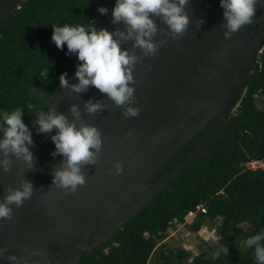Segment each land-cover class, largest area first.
<instances>
[{
  "label": "water",
  "instance_id": "95a60500",
  "mask_svg": "<svg viewBox=\"0 0 264 264\" xmlns=\"http://www.w3.org/2000/svg\"><path fill=\"white\" fill-rule=\"evenodd\" d=\"M24 1L0 0V29ZM184 9L189 23L178 35L162 17L149 14L157 28L152 55L135 47L132 38L113 36L121 50L137 57L128 66L133 77L129 86L134 89L131 105L117 106L91 85L73 91L70 85L78 83L74 74L79 62L65 78L68 86L60 83L29 121L33 167L9 153V171L0 169V203L24 181L32 183L30 198L19 207L10 205V218H0V264H81L92 247L123 229L188 168L207 157L224 130L234 138L230 157L240 161L235 156L239 134L231 118L264 51V0L255 5L252 23L227 37L220 0H189ZM112 21L110 14L104 29L126 34L123 21ZM89 100L99 102L101 110L88 113ZM72 105L77 106L79 119L70 111ZM128 106L138 108L139 114L125 117ZM49 109L77 128L95 126L101 133L95 162L80 164L85 182L75 190L53 183L66 158L52 155L55 127L38 131V116ZM263 145L264 139L243 162L258 159ZM117 162L122 167L119 174ZM12 256L16 259L10 260Z\"/></svg>",
  "mask_w": 264,
  "mask_h": 264
},
{
  "label": "trees",
  "instance_id": "16d2710c",
  "mask_svg": "<svg viewBox=\"0 0 264 264\" xmlns=\"http://www.w3.org/2000/svg\"><path fill=\"white\" fill-rule=\"evenodd\" d=\"M115 3L25 0L0 29V111L21 107L27 125L54 94L61 75L67 77L80 62L74 53L66 55V44L63 49L56 47L51 40L53 25H91L99 30ZM99 7L107 8V15L99 13ZM44 67L48 68L46 78L40 75ZM28 103L34 107L29 108ZM231 121L239 134L235 156L240 161L229 154L233 136L222 131L207 157L188 168L123 229L92 247L81 264H258L255 246L246 248L244 242L264 230V167H247L242 159L253 156L264 139V51ZM258 159H264V145ZM198 205L205 211L197 210ZM190 211L196 215L186 224ZM208 223L215 226L219 240H202L190 261L186 249L166 240L179 224L198 233ZM244 224L245 229L241 227ZM259 244L264 247V239ZM224 247L227 253L221 251L212 259V254Z\"/></svg>",
  "mask_w": 264,
  "mask_h": 264
},
{
  "label": "clouds",
  "instance_id": "9594fccd",
  "mask_svg": "<svg viewBox=\"0 0 264 264\" xmlns=\"http://www.w3.org/2000/svg\"><path fill=\"white\" fill-rule=\"evenodd\" d=\"M188 2L189 0H116L111 12L112 22L115 24L123 21L127 27L126 34L119 30L110 33L104 27L97 30L91 25L88 27L70 23L53 25L51 40L56 47L63 49L66 44V55L74 53L77 60L81 62L76 66L74 74L78 83L70 85L72 90L79 93L91 85L100 92L106 93L117 106L125 103L131 105L134 89L129 86L133 77L128 66L134 64L137 57L129 55L126 50H121L119 41L114 40L113 36H119L122 40L132 38L135 41V47H140L146 56L152 55L157 47L152 42L157 28L149 14L162 17L170 31L178 35L185 31L189 23V17L184 9ZM257 2L258 0H220V5L224 10L225 27L228 29L225 32L226 37L238 31L242 26L252 23ZM97 11L102 15L108 13L105 7H99ZM47 74V67L40 70L41 77L46 78ZM66 75L65 73L60 77V82L64 86H68ZM28 107L33 108L34 105L28 103ZM85 108L88 113L92 114L100 111L102 105L89 100L85 103ZM70 111L79 119L77 106L72 105ZM22 112L21 107H15L11 112L0 111V132H2L0 154L4 156L0 159V169L5 172L10 169L9 153L22 159L29 169L33 167V154L29 148L33 141L31 132L22 120ZM123 114L125 117H136L139 109L128 106ZM36 122L39 125V132H49L53 127L57 129L56 134L51 137L55 146L52 155L61 154L66 158L63 161V168L55 171L53 183L70 187L71 190H75L77 185H83L85 178L81 173L80 164L95 162L102 144L100 131L95 126L85 124L77 128L75 122H69L63 114H57L55 109L40 113ZM90 149L95 151H90ZM256 161H264V159L244 163L253 169L264 167V165L253 167L252 163ZM114 167L117 174L122 172L119 162ZM31 194L32 183L30 181H24L21 189L9 191L4 202L0 203V218H10V205L21 206ZM196 209L205 211L202 205H198ZM196 211H190L187 216L196 215ZM187 223L189 222L186 217ZM262 239H264V230L250 236L244 242L246 248L255 246L254 259L258 264H264V247L259 244ZM221 251L227 253V248H220L214 252L212 259L218 258ZM9 259L15 260L16 257L12 256Z\"/></svg>",
  "mask_w": 264,
  "mask_h": 264
},
{
  "label": "rangeland",
  "instance_id": "374dc122",
  "mask_svg": "<svg viewBox=\"0 0 264 264\" xmlns=\"http://www.w3.org/2000/svg\"><path fill=\"white\" fill-rule=\"evenodd\" d=\"M194 218L195 215L187 216V221L190 223ZM246 226L247 224H244L241 227L245 229ZM166 240L173 246L186 249L188 251L187 260L190 261L199 252V246L202 240L216 243L219 240V236L215 232V226L209 223L204 225L198 233L190 231L186 225L179 224L175 229L172 228L170 230Z\"/></svg>",
  "mask_w": 264,
  "mask_h": 264
},
{
  "label": "built area",
  "instance_id": "2783aa9c",
  "mask_svg": "<svg viewBox=\"0 0 264 264\" xmlns=\"http://www.w3.org/2000/svg\"><path fill=\"white\" fill-rule=\"evenodd\" d=\"M264 165V161H256V162H253L252 163V166L253 167H257V166H263Z\"/></svg>",
  "mask_w": 264,
  "mask_h": 264
}]
</instances>
